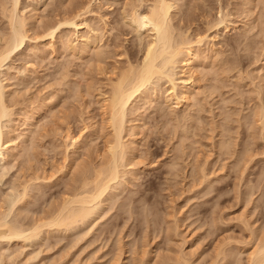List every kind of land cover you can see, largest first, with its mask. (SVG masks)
<instances>
[{"label":"rangeland","instance_id":"obj_1","mask_svg":"<svg viewBox=\"0 0 264 264\" xmlns=\"http://www.w3.org/2000/svg\"><path fill=\"white\" fill-rule=\"evenodd\" d=\"M89 1L20 0L17 14L32 35L1 73L12 108L3 124L16 143L3 148L16 149L0 160V214L16 223L44 218L80 187V166L90 174L109 159L113 134L104 100L119 71L142 59L150 38L129 23V12L132 4L148 11L152 0H92L91 30L62 26L53 38L40 37L47 24ZM175 1L176 32L206 35L201 46L210 54L196 63L200 88L192 104L165 98L167 78L148 84L151 100L139 97L126 111L125 141L134 142L121 169L129 180L114 182L98 213L74 229L44 228L32 244L0 239V264H181L182 257L226 264L239 247L246 264L255 238L264 236V0ZM9 6L0 0V47L11 33ZM95 36L104 59L98 48L81 51L84 37ZM68 134L79 136L77 148ZM25 186L30 200L18 201Z\"/></svg>","mask_w":264,"mask_h":264},{"label":"bare ground","instance_id":"obj_2","mask_svg":"<svg viewBox=\"0 0 264 264\" xmlns=\"http://www.w3.org/2000/svg\"><path fill=\"white\" fill-rule=\"evenodd\" d=\"M91 2H92V0H91ZM91 2L89 1L87 4H83L80 7L78 6V8L74 10V12H72L71 14H67V15L65 14L64 16H61L62 18H60L57 22L49 23V24H47V26L45 25L46 26L44 29L45 32H44V34L42 33L43 36H40V37L53 38L55 36V33L58 30H60V28L62 26H73L77 29V33H80V32L82 33L84 31L83 25H87L88 27H90V30H91L92 28H91V26L88 22V19H87L88 18L87 14H88V12H90ZM175 3H176L175 0H152L150 7H149V10L145 11V12L140 11V7L137 6L136 4H132V6H131V11L129 12V23L133 24L134 29H137L139 31H142V30L146 31L150 38L148 39L147 42H144L146 44L144 45L142 59L140 61H137L138 62L137 64L136 63L134 64L133 62H130V63L128 62L129 66H127L124 70L122 69V71L120 70L119 71L120 73L118 72L119 74L116 75L118 77L115 78V81L113 80L111 82V87H109L110 88L109 95H107L108 97L105 95L107 98H105V100H104L105 101L104 107H106V109H107L108 119H109L108 120L109 122H107V123L112 128V130H110V133L112 131L111 135L113 134L112 139L109 140V142L106 146L107 147V153L110 154L109 159L107 160V158H106L105 160H107V161L105 163H101L102 162L101 161L100 162L101 164H97L98 165L97 168H95L97 166L95 164L96 165L94 167L95 169L93 171L90 170L91 171V172H89L90 174H88L87 172L85 173L83 171V170H85V168L83 169V167L80 166L82 169L81 172L83 171L86 174L85 175L83 172L82 173L80 172L81 175L82 174L84 175L83 178L81 180H79V182L81 181L80 187L77 185L79 188H77V190H75L76 189V187H75V189H74L75 191L72 192V195L69 194V196H67V197L64 196V198H63L64 200H62L63 201L62 204L57 206V207L54 205L53 207L54 208L56 207V208L54 210L52 209L53 211L51 210V212L50 213L48 212V214H46L47 212L44 213V214H46V216H43L44 218H40L39 220H35L37 218L36 217L33 219V220H35V222L32 221L33 223L29 222L31 224L26 225V224H20V222L18 220L17 221L19 222V224H18V222L16 223L15 217L13 218L14 220L10 219L13 221V222L12 221L10 222L8 217H6V216H8V215H6L7 213H4V215L0 214V239H3V241L5 240L8 243H10V242L12 243V241H19L20 240V241H24L25 243L27 242L29 244H32V242L38 237V235L39 236L41 235V232L43 231L44 228H47V229H49V228L72 229L73 228L74 229V227L76 228V226L78 224H80V223L83 224L85 222V220L89 219L88 217H90L92 214L95 215L96 213H98L97 210H99L100 207H102L104 202H105L103 198L105 196H106V198L108 197L107 194L111 191V188H113L112 186H113L114 182L121 180L120 177L121 178L124 176L126 177V175H125L126 171L124 169L122 170L121 168H123V166H124V161L128 160V158H126V155L129 154V153H127V151L129 152V149H130V147L128 146L129 145L128 143L130 142L133 144V142H134L132 139L128 143H126V141H128V140H126L125 136H124V133H125L126 128L128 126L127 124L129 123V122L127 123V117L128 116H126V114H127L126 111H127L128 107L134 105V103L137 102L139 97H143V99L146 98L147 100H148V97H150L149 99L151 100L152 94H151V96L149 94L151 92L150 91H148L149 93H146V92H147L148 84H150L152 81H154V79H156L157 81L158 80L160 81V79L167 78V80L170 82L171 86H170V90L168 89L170 91L168 94L169 97H165V98H167L169 100L173 98V100H175V103L177 105H180L182 102H184L185 104L186 103L188 104V103H190L192 98H195L194 90L198 87L196 85H199V84H197L198 81H196V80H198V78L200 79V77H197V76H200L198 74V72L201 73V71H199V68H198L196 63L199 64L200 62H203L204 59H206V58L208 59V57L210 56V54H209V56H208V53L206 54L205 48L203 49L201 46L205 42V40L207 39V36L206 35L202 36L201 34L195 33L196 35L193 38H190V36H188L186 33L179 31L180 29L179 30L177 29L178 32H176V27L172 23L173 22L172 20L174 18L173 17V15H174L173 14V8L175 6ZM10 4H11V6H9V8H6V7L5 8H6V11L8 12V13L7 12L6 13H7V18H9V25H10L11 33L9 32L10 36L8 39L6 38L8 36L5 37L6 41H4L5 43H3V45L0 47V160L9 159L10 155H12L11 154L12 151L10 149H12V150L16 149L15 147H14L15 149L10 148L9 150H8V147L6 149L3 148L5 144L9 143L10 141H13L12 139H15V138H12V139L7 138V137H9L8 135H11V134L7 135V133H9L8 127L5 126V124H3L4 117H8V115L12 111H10L11 107H9L8 103H7V100H8L7 92H10L8 90L9 88L7 89L9 84L5 83V81H4L7 79V77H5V78L1 77V73L3 72L2 67H3L4 62L7 59H9L11 57V55L16 50H18L22 47H26L25 46L26 41L32 35V34L31 35L29 34V32L32 28L28 27L27 26L28 23L26 22V20L22 17H19L17 14V10H19V7H20V0H10ZM33 16L35 17V15H33ZM36 19L34 18V20H36ZM223 21L224 20L222 19L218 23L223 22ZM224 26H226V25H224ZM81 35L86 36L85 34H81ZM37 37H38V35H37ZM97 37L95 36V39L94 38L92 39L89 37H84L85 40L81 46V51L85 52V53L89 52L90 55L93 51L95 52L97 50L96 48H98V46L96 47L95 45H96L97 41H99V39L97 40ZM64 40L66 42V39H64ZM67 47H68V49L71 48L69 45H67ZM94 47L96 50H93L91 52L90 50L92 48L94 49ZM65 49H67V48H65ZM97 51H99V53H97V52L96 53L101 57L103 56L102 58L104 59L105 55H101V53H100L103 50H100V48H98ZM211 51H212L211 53L214 52V50H212V49H211ZM36 52H37V50H36ZM96 53H95V55H96ZM104 54H105V52H104ZM98 55H96V56H98ZM89 56L87 58H90ZM92 56H93V54H92ZM99 56L97 58H101ZM92 59L93 58H91L89 60L92 61ZM98 62H99V59H98ZM178 64H181L180 68H181L182 77L177 78V76L175 75L176 72H174V71L178 67L177 66ZM196 77H197V79H196ZM178 79L180 80L179 82L177 81ZM12 85H13V83H12ZM198 88H200V87H198ZM16 91H18V90H16ZM201 92H202V90H201ZM13 94L15 95V93H13ZM105 94H107V92ZM10 95L12 96V94H10ZM13 97L14 96H12L11 98H13ZM139 99H141V98H139ZM45 100L48 101L47 99H45ZM190 104H192V103H190ZM104 111L106 112V110H104ZM33 113H35V112H33ZM232 113H233V111H232ZM256 113H258V112H256ZM103 114H105V113H103ZM257 115H259V113ZM9 127H11V126H9ZM133 127L135 128L134 125H133ZM134 128L132 129V131L134 130ZM226 128L228 129V127H226ZM227 129H226V131H227ZM25 133H26V130H25ZM110 133H109V135H110ZM127 133H128V130H127ZM15 136H18V134ZM25 136L26 135H24L22 137H25ZM68 136L70 137V141H72L71 144L73 145V148H77V146H79L78 145L79 140H80L79 136L76 137V136H72L69 134H68ZM29 137H30V135H29ZM25 138H22L23 140H21V142H23V144H24ZM106 139L108 140V138H106ZM16 140H17V138H16ZM131 141H133V142H131ZM227 142H228V140L226 141V144H227ZM12 143L16 144L15 141H13ZM26 143H27V141H26ZM223 143H224V141H223ZM246 144H248V143H246ZM224 145H225V143L223 144V147H224ZM229 145L230 144L228 143V146ZM246 146H248V145H246ZM227 148H229V147H227ZM246 150H247V148H246ZM228 152H229V150H227L226 153H228ZM244 152H246V151H244ZM104 153H106V151ZM101 159L104 160L103 158H101ZM129 162H131V161H129ZM237 164H238V162H237ZM86 165H88V164H86ZM64 167H65V165H64ZM90 167H91V165H90ZM90 167L88 166V168L86 170L88 171V169ZM91 169H92V167H91ZM121 170L124 174L123 176H121V173H122ZM79 171H80V169H79ZM79 171L77 172V174L79 173ZM243 172H244V170H243ZM77 177H79V175ZM127 177L125 178V180L126 179L129 180ZM202 180H203V178H202ZM122 181H123V184L126 182V181L124 182V179H122ZM122 181H120V183ZM120 183H119V185L122 186V183L121 184ZM116 184H114V186H116ZM26 188H27V186L24 187L23 193H21L20 196L18 197L19 200L17 199L18 201L25 200V199L27 200L29 198V197L27 198V194H28L27 190L28 189H26ZM111 196H112V194H111ZM108 199H109V197H108ZM17 200H16V203H18ZM29 200H30V198H29ZM106 201H108V200H106ZM16 203L11 205V207H12L11 209L14 208L13 206ZM22 204H23V202H22ZM11 209H10V211H11ZM245 222H247V221H245ZM248 222H250V221H248ZM251 229H252V227H251ZM253 232L254 231L251 232L252 236H253ZM263 233H264V231H263ZM260 236H258V237L256 236L257 237V238H255L256 242H253V243H255V245H253L252 250L248 249L247 255H246L247 258L245 259L246 264H264V236L262 237L261 233H260ZM249 242H252V241H249ZM250 245H252V244L250 243ZM250 245H248V247ZM239 250H240V247L237 248V250L233 249L234 252L233 251L231 253L229 252L230 254L228 253L229 254L228 256L226 255V264H239L240 263L239 260L240 259H241V261L243 260L241 257H239L241 255V254L239 255V253H240ZM147 251H148V249H147ZM226 252H228V251H226ZM144 253L142 255H144ZM146 253H148V252H146ZM145 256H143V258ZM182 259H183L182 262L180 260L181 264H193L190 261H188L185 257L184 258L182 257ZM115 260H114V262L116 264L117 261H115ZM245 260H244V262H245ZM241 263L243 264V262H241Z\"/></svg>","mask_w":264,"mask_h":264}]
</instances>
